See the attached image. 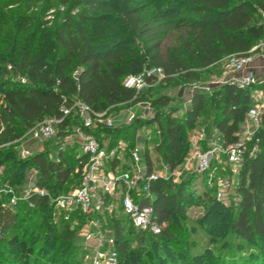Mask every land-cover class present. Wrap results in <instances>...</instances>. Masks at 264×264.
<instances>
[{
  "label": "trees",
  "instance_id": "1",
  "mask_svg": "<svg viewBox=\"0 0 264 264\" xmlns=\"http://www.w3.org/2000/svg\"><path fill=\"white\" fill-rule=\"evenodd\" d=\"M38 1L0 0V121L4 126L0 143L20 139L46 118H61V107L75 99L96 112L145 101L149 88L136 94L123 85L129 75L160 68L165 82L192 81L200 76L195 70L212 71L221 59L246 55L264 39V0H63L66 9L56 12L51 31L38 19H30ZM43 3L52 9L49 0ZM4 10H9L6 17ZM4 23L10 25L3 37ZM174 32V44L166 46ZM259 88H264V79L262 85L244 90L220 86L208 94L196 91L181 118L175 117L178 110H173L168 97H158L150 103L151 118L84 132L106 150L126 142L122 160H110L107 170L129 169V149L136 133L155 127L157 158L174 172L190 151V134L204 125L200 119L206 107L213 110L211 124L203 126L206 135L216 133L225 145L234 144L251 94ZM79 124L75 116L66 118L57 136L40 142L42 150L27 158H20L13 145L0 149V188H19L30 173L34 187L44 192H32L6 208L1 207L6 198L0 199V264H85L88 251L80 243L85 218L76 215L77 226L61 214L55 221L54 203L76 187L75 171L85 160L80 144L66 141L75 136L73 128ZM256 136L259 151L242 163L229 207L216 200V189L207 184L206 175H200L204 185L200 197L193 188L198 175H185L178 182L158 179L149 185L153 219L162 227L159 235L135 229L129 218L116 213L102 215L105 228L114 233L120 264H184L179 255L190 249L184 235L186 212L203 198L211 200L199 220L203 231L210 236L220 232L227 237L224 245L232 240L225 251L217 249L216 258L220 264L246 263L247 258L235 256L238 251L250 242H264V114ZM148 149L146 142L142 161L151 173L156 169ZM221 166L212 165V170L219 177H231L227 167L220 175ZM257 256L263 262L264 250Z\"/></svg>",
  "mask_w": 264,
  "mask_h": 264
},
{
  "label": "built area",
  "instance_id": "2",
  "mask_svg": "<svg viewBox=\"0 0 264 264\" xmlns=\"http://www.w3.org/2000/svg\"><path fill=\"white\" fill-rule=\"evenodd\" d=\"M261 23L264 25V13H261ZM258 58L264 61V39L254 45L246 55L226 56L222 60V76L213 79L208 87L202 89L195 87V90L210 91L220 86L244 90L252 85H262L263 78L250 70L254 60ZM165 78L166 75L162 69L152 68L144 70L140 75L127 76L123 85L139 94ZM19 81L26 82L25 78H19ZM251 100L253 104L247 110L236 143L225 145L216 133L208 138L204 128L199 129L195 135L190 137L191 148L184 159L185 168L192 169V172L198 175H206L207 184L215 187L216 196L221 200L227 199L233 184L232 179L237 177L242 163L255 157L259 151L260 141L256 135L264 114V89L253 91ZM60 111L61 118H46L37 122L20 139L0 143V149L13 145L20 158H27L40 142L57 136L58 126L66 118L75 116L80 124L73 128V132L79 140L80 152L85 160L80 161V166L75 171L78 174L76 187L56 198L55 208L60 211L65 220H72L73 226L79 225L76 215L85 218L80 234V243L88 251L84 259L85 264H120L114 233L105 228L102 215H113L116 209L121 208L124 216L130 219L135 229L159 235L162 227L153 219L151 205L153 195L149 190V185L158 179L172 178L178 181L181 173L177 170L169 172L167 168H163V171L147 172L142 161L143 155L137 146L142 143L145 150V144L149 140L145 127L138 130L133 146L129 149L130 168L115 167L113 170H107L110 160L114 158L122 160L128 144L119 141L112 149L106 150L97 139L86 134L84 130L97 127L113 128L115 116H111V110L96 112L84 102L75 99L69 106H62ZM3 130L4 126L0 121V136ZM212 165L227 167L231 177L217 176L212 170ZM33 178L34 175L19 188L1 187L0 199L6 198L1 207L15 206L20 201L26 200L32 192H39L43 195V191L34 187Z\"/></svg>",
  "mask_w": 264,
  "mask_h": 264
},
{
  "label": "rangeland",
  "instance_id": "3",
  "mask_svg": "<svg viewBox=\"0 0 264 264\" xmlns=\"http://www.w3.org/2000/svg\"><path fill=\"white\" fill-rule=\"evenodd\" d=\"M44 0H39L38 3L33 7L31 10V18L34 22H37L36 20L38 19L40 22L44 23L47 26L48 31H51L52 29V22L53 19H55V14L56 12L60 11L63 12L65 11L66 7L63 6L62 2L63 0H49V4H51L52 9L49 10L45 6L47 4L43 3ZM3 13L4 16L6 17L9 13V10H4ZM10 24L4 23L2 25L3 29V37L4 33L7 32L8 26ZM176 33L174 32L169 38L166 39L165 45L169 46L171 44H174L175 38H176ZM224 59V58H223ZM217 64V67L213 69L212 71H205V70H195L197 73L200 74V76L192 81H184L183 79H177L175 82H159L150 87L148 90L145 91V101L143 102H136V103H131V104H125L123 106L118 107L117 109L110 111L111 116L119 115L122 114L121 117L115 119L113 121L114 127H121L123 125H128L130 124L133 120L136 118H151L153 116L154 110L151 107V101L158 97H168L171 100L170 106H172L173 110H178V112H175L174 115L175 117L181 118L183 116V113L186 111V108L189 106V101L192 97V95L196 92L195 87H199L202 89L203 87H208L209 83L213 79H218L222 76V60ZM210 73V74H209ZM196 84V86H195ZM146 89V90H147ZM208 94L209 91H202ZM1 95H0V105L2 104L1 100ZM250 106L253 104V101H250ZM205 112V113H204ZM204 115L200 119V122H204V125H210L211 124V119H212V112L213 110L211 108L206 107L204 109ZM131 122H129V120ZM203 125V126H204ZM201 126V128H203ZM200 128V129H201ZM141 129V128H140ZM139 129V130H140ZM155 127H150L146 128V135L149 138L147 141V145L150 146L151 157L154 162V169L158 171H163V168H166L163 166L161 161L157 158V154L155 153L154 147L157 145V137L158 133L156 131ZM158 129V128H157ZM199 129H195L190 136L192 137L197 133ZM211 137V136H210ZM208 137V138H210ZM76 140L79 143V140L76 138V136L72 135L71 137H68L66 140L67 143H73V141ZM38 144V143H37ZM138 148L140 149L141 155L144 153V145L142 143L137 144ZM34 149V148H33ZM42 147L41 146H36L34 149V152L41 151ZM186 158V157H185ZM185 161H183V164L177 169L179 171L180 176L179 180H181L185 175H198L194 172H192V169L185 168ZM224 166H221V171L220 175L224 174L225 171ZM30 174V173H29ZM28 174V179H31L32 175ZM186 177V176H185ZM221 178H227V176H224ZM173 180V179H172ZM233 184L232 187L230 188L228 192V197L227 199L221 200L218 199L215 193V198L218 202H221L223 205L226 207H229L230 203H232V198L234 199L235 196V188L238 184V179L234 177L233 179ZM173 180V182H178ZM203 182L201 179V176L198 175L197 178H195V182L193 184V188L195 190V195H199V197L203 193ZM211 200L210 199H199V202L193 206H190L187 209V214H186V223L184 224L186 226V234H184L186 239L190 240V249L186 251V254L179 255L180 259L179 261L184 264H220V260L216 258L217 254V249H222V251H225L226 248H229L231 246L232 240L229 239V242L226 243V245L223 244L225 240H227V237L219 235L220 232L217 234H212L211 236L207 234L201 226L199 225V220L202 217L203 213L206 211L207 207L210 205ZM119 205V204H118ZM58 211V210H57ZM60 211H58V215L55 218V221L60 215ZM116 215H118L120 218H125L123 211L121 208L116 209ZM225 232V231H224ZM192 242V243H191ZM246 242V241H245ZM248 243V242H247ZM264 242H250L247 245L243 246L241 251H238L237 255L239 256L242 255V257L247 258L246 263L244 264H264L263 262H260V257L257 256L260 252L264 250ZM262 246V247H261ZM260 247V248H259ZM160 252L164 253L161 248L159 250ZM228 251V250H227ZM167 253V252H166ZM165 253V254H166ZM189 254V255H188ZM167 255L170 257L171 260L174 261V257L172 256L171 253H167ZM198 257L197 260H194L193 257ZM262 258V257H261ZM178 261V262H179Z\"/></svg>",
  "mask_w": 264,
  "mask_h": 264
},
{
  "label": "crops",
  "instance_id": "4",
  "mask_svg": "<svg viewBox=\"0 0 264 264\" xmlns=\"http://www.w3.org/2000/svg\"><path fill=\"white\" fill-rule=\"evenodd\" d=\"M250 70H252L257 76L262 77L264 79V61L262 59H255L253 64L250 67ZM260 89V88H259ZM264 89V88H261ZM122 114L115 115V119L121 117Z\"/></svg>",
  "mask_w": 264,
  "mask_h": 264
}]
</instances>
